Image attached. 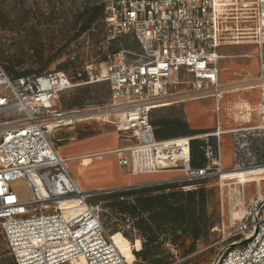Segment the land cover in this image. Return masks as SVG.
<instances>
[{"label": "built area", "instance_id": "built-area-1", "mask_svg": "<svg viewBox=\"0 0 264 264\" xmlns=\"http://www.w3.org/2000/svg\"><path fill=\"white\" fill-rule=\"evenodd\" d=\"M103 1L106 39L131 35L139 53L108 52L99 67L86 65L72 73L57 68L12 76L0 63V229L17 264H132L104 228L98 205L89 201L97 192L81 187L51 140L62 127L87 119L114 126L118 164L133 174L178 170L182 176L160 182L184 190L224 172L255 181L249 201L243 197L222 222L226 246L216 264H264V0H251L249 29L237 26V16L222 0ZM242 37L259 47L260 71L248 86L226 89L258 87L263 101L258 108L246 101L229 108L247 117L259 109L263 121L226 129L218 122L211 131L157 138L153 109L222 96L220 60L227 55L219 48ZM69 57L77 60L75 52ZM101 81L110 85L106 102L57 106L61 91ZM225 132L233 137L229 169L221 160ZM193 139L203 141L205 161L199 166L191 163ZM21 178L28 191L18 195L11 182Z\"/></svg>", "mask_w": 264, "mask_h": 264}, {"label": "rangeland", "instance_id": "rangeland-1", "mask_svg": "<svg viewBox=\"0 0 264 264\" xmlns=\"http://www.w3.org/2000/svg\"><path fill=\"white\" fill-rule=\"evenodd\" d=\"M222 2L228 3L225 7L237 16V26L249 29L251 0ZM101 3L104 1L0 0V63L6 71L7 67H11L16 73L57 69L61 63L66 64V70L72 73L77 68L86 70V65L94 67L108 52L125 48L132 53H139V43L131 35L122 34L107 40L105 24L88 29L87 35L79 31L88 17L86 9ZM230 25L235 26L234 23ZM224 46V52L229 55L220 62L222 69L219 81L224 90L222 96L218 100L215 96L197 97L155 108L152 112L155 119L180 118L194 132L214 130L218 122L226 129L264 120L259 109L247 117L246 113L229 108L234 102L240 101L249 102L258 108L263 101L260 88L226 89L230 85L248 86L250 77L258 74L260 61L256 53L259 47L249 42L247 37ZM73 52L77 60L70 62L69 54ZM47 61H50L49 64L42 69ZM233 79L236 80L235 84H231ZM109 95L108 82H92L61 91L57 106L71 108L101 104L108 100ZM217 104L220 108L218 113ZM51 140L55 150L68 159L70 174L85 190L100 191L141 183L154 186L166 184L160 180L183 175L178 170L133 174L129 166H119L114 149L120 141L115 128L112 124H102L96 119L70 123L57 130ZM220 150L224 169L231 168L234 164L231 133L221 135ZM87 156H90L91 162L81 164ZM234 174L227 172L200 180L187 190L173 183L167 197L170 201L184 200L179 194L181 191H197L192 222L182 219L175 222L160 221L154 212H142L133 197L115 199L104 195L115 191L97 192L90 200L98 205L100 219L107 233H120L127 240L133 254L132 264H216L226 246L222 222L228 220L230 210L239 209L243 197L248 202L255 192V181L230 176ZM11 186L18 195L28 191L24 178L12 181ZM9 253L10 249L0 229V264H6Z\"/></svg>", "mask_w": 264, "mask_h": 264}, {"label": "trees", "instance_id": "trees-1", "mask_svg": "<svg viewBox=\"0 0 264 264\" xmlns=\"http://www.w3.org/2000/svg\"><path fill=\"white\" fill-rule=\"evenodd\" d=\"M88 12V17L84 24L79 29L82 34L87 32L88 29L94 26L95 28L100 27L104 19V3L98 6H91L86 9ZM79 34V33H78ZM140 46V45H139ZM50 61L43 64L42 69H44ZM57 68H66V64H59ZM43 71V70H42ZM41 71V72H42ZM7 72L9 75L15 76L18 74H29L30 71H24L16 73V71L7 67ZM39 73V72H38ZM153 112V111H152ZM151 123L154 127V134L157 138H167L178 135L185 134H195L202 132H194L188 128L186 121L180 118H159L155 119L154 115L151 113ZM211 130H205V132ZM203 141L200 139H193L191 141V163L192 165L199 166L205 161L203 149ZM211 178V177H210ZM173 183H166L154 186H144L141 188L127 189L121 191H115L112 193L104 194L109 198H120V197H133L134 201L140 207L142 212H150L157 217L160 221H170L175 222L178 220H186L192 222L194 214L196 211L194 198L197 195V191L185 193L181 191L179 194L184 197L182 201H170L168 200V192L172 189ZM158 191L157 194L155 191ZM171 195H176L174 192H170ZM89 201H91L89 199ZM92 203V201H91ZM94 204V203H93ZM154 210V211H153ZM152 216V215H151ZM6 264H17L15 257L10 252Z\"/></svg>", "mask_w": 264, "mask_h": 264}, {"label": "bare ground", "instance_id": "bare-ground-1", "mask_svg": "<svg viewBox=\"0 0 264 264\" xmlns=\"http://www.w3.org/2000/svg\"><path fill=\"white\" fill-rule=\"evenodd\" d=\"M227 172H224L222 175L226 174ZM233 173V172H231ZM112 239L121 252V254L126 258L127 261L131 262L133 254L131 252V247L128 245L127 240L120 234V233H114L112 235Z\"/></svg>", "mask_w": 264, "mask_h": 264}, {"label": "water", "instance_id": "water-1", "mask_svg": "<svg viewBox=\"0 0 264 264\" xmlns=\"http://www.w3.org/2000/svg\"><path fill=\"white\" fill-rule=\"evenodd\" d=\"M148 184H150V183H141V184L129 185V186L112 187V188L103 189V190L96 191V192H109V191L124 190V189L142 187V186H145V185H148Z\"/></svg>", "mask_w": 264, "mask_h": 264}, {"label": "crops", "instance_id": "crops-1", "mask_svg": "<svg viewBox=\"0 0 264 264\" xmlns=\"http://www.w3.org/2000/svg\"><path fill=\"white\" fill-rule=\"evenodd\" d=\"M223 47H225V46L222 45V46L219 48V51H220L222 54H224V55H229L228 52H224ZM225 57H226V56H224V57L220 60V62H221L222 60H225V59H226ZM221 69H222V67H221ZM235 81H236V80L233 79V81H231V83H235ZM256 124H257V123H256ZM235 126H236V125H235ZM85 161H88V159H85ZM90 162H91V161H89V162H82L81 164L87 165V164H89ZM135 183H139V182H135Z\"/></svg>", "mask_w": 264, "mask_h": 264}]
</instances>
